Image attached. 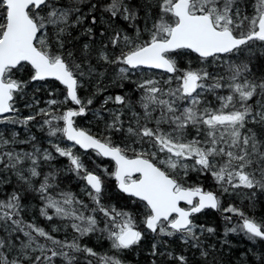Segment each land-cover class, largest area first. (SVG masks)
<instances>
[{
	"label": "snow or ice",
	"instance_id": "obj_1",
	"mask_svg": "<svg viewBox=\"0 0 264 264\" xmlns=\"http://www.w3.org/2000/svg\"><path fill=\"white\" fill-rule=\"evenodd\" d=\"M41 89L55 97L44 106ZM0 124V186H11L0 264H127L121 254L149 238L147 264H232L208 239L216 229L197 222L206 209L236 214L225 234L253 242L241 264H264V215L221 202L264 193V0H0ZM61 171L88 200L55 191ZM109 179L124 205L106 195ZM36 197L51 230L25 218Z\"/></svg>",
	"mask_w": 264,
	"mask_h": 264
},
{
	"label": "trees",
	"instance_id": "obj_2",
	"mask_svg": "<svg viewBox=\"0 0 264 264\" xmlns=\"http://www.w3.org/2000/svg\"><path fill=\"white\" fill-rule=\"evenodd\" d=\"M106 83V82H105ZM107 86V85H106ZM31 89H29V94L31 95ZM115 91H120L119 88H113L111 86H108V92L113 93ZM107 94V93H105ZM37 98L41 101L40 106H44L45 101L51 98L55 97H49L46 92L41 89L40 92L36 93ZM20 109L24 114H30L31 109L24 108L23 104L20 105ZM86 120V119H85ZM81 121L82 124L88 125V122ZM96 125V121L93 123ZM22 129H24V126L21 125H16L15 130L18 131L20 134L22 132ZM99 129H103V122L101 121L99 123ZM12 129L10 128L9 131ZM98 129L97 127H92V131L96 132ZM0 131H3V125L0 124ZM47 147L49 145L46 143ZM18 147V144L15 146ZM31 147V146H30ZM31 150V148L27 149ZM52 150V149H50ZM53 155L55 156V160L52 161V165L54 168H59L63 169L67 166V158L65 157H60L58 154H56L53 150ZM93 157L94 154H90L88 156H85V162L88 164L89 168L93 167ZM105 163L107 164L109 161L108 160H103L98 161L97 163ZM43 170L49 171L51 170L47 166H43ZM195 176H193L194 179ZM204 179H210L207 177H202ZM13 180V183H15V177L11 178ZM60 183V188L56 189V192H59L61 189L66 190V191H71L75 193L77 196H79L82 199L88 200V197L81 191V182L73 178V174L71 173H65L61 171L59 173L58 177ZM195 180V179H194ZM211 180V179H210ZM108 183V189L106 195L109 197H112V203H115L118 207L122 206L125 204L124 199H116V189L114 187L115 182L114 179H109L107 181ZM206 183V182H202ZM10 185H2L0 186V198H3L5 195V192L7 190H10ZM250 199L256 201V206L255 209H252L250 206ZM232 203H229L227 201L226 196H223L221 198V202L224 208H227L228 204H234L237 207L243 208L246 212H248L250 215L253 214V211L255 212L257 218H259L261 215H264V193H261L260 190L255 191V196H253V193L251 190L248 189H239L237 190L236 193H234V197L231 200ZM29 204V208L25 213V218L26 219H32L33 216L36 217V222L40 224L41 226L45 227L47 230H51L52 224L57 223V220L54 219L53 221L49 222L46 220V218L40 216L39 214V207H40V201L38 197L27 200L26 201ZM232 220L234 221V225L238 223V220L235 217H233L231 220L226 219L225 212L222 210H219L218 212H214L212 210L205 211L203 215H197V222L198 223H206L208 225L213 226L216 229V232L214 235L213 240H210L211 236L208 238L212 243L216 244V247L218 249H222L224 253V257L226 260H230L232 264H241L242 257L241 253L247 252L248 249L253 248V242L247 239L242 233H239L240 237L243 239H240L241 242H237L232 239L231 236L225 234V228H231V223ZM229 233V232H228ZM56 235H59L63 237L66 233L61 231L59 233H54ZM71 230L67 232V235L69 238L71 237ZM164 239H168L169 243L172 244L177 251L182 250V245L179 242L178 239H173V238H167L165 237ZM83 243H87L89 246L94 247L98 252H105L109 250V242L107 239H98L97 236H90V237H85L83 238ZM151 240L145 239L142 241L141 245L139 248H133L131 250H128L124 253H122L123 259L127 262V264H147V261L152 259L151 256L148 255V249L150 246ZM111 254V253H109Z\"/></svg>",
	"mask_w": 264,
	"mask_h": 264
},
{
	"label": "bare ground",
	"instance_id": "obj_3",
	"mask_svg": "<svg viewBox=\"0 0 264 264\" xmlns=\"http://www.w3.org/2000/svg\"><path fill=\"white\" fill-rule=\"evenodd\" d=\"M98 102H99V101H97V103H98ZM90 119H91V117L88 116V117L86 118L85 122H88V120H90ZM93 123H94V121H93ZM92 127H95V125L93 124ZM31 133L34 134V135H36V137H37V141L42 145V147L47 148V145H46L47 141L44 139V137L46 136V129H45L44 132H41L38 128H36V127H32V128H31ZM27 137H28V130H26V129L24 128V129H22V132H21V134H20V139H21V140H24V139H27ZM30 146H31V144H21V143H18V147H17V148H23V149L27 150V149L31 148ZM194 179H197V178L194 177ZM200 180H201V182H206V183H205V186H206V187H208L209 185H213V182H212L210 179H204V178L201 177ZM213 186H214V185H213ZM224 196H226L227 201H229V203H232L231 200H232L233 197H234V193H231V194H225ZM225 216H226V217H232V218H233V217L236 216V214L231 213V212L229 211V212H225ZM233 222H234V221L232 220V223H231V226H232V227L234 226V223H233ZM239 233H242V234H243V232H239V231H237V232H229V233H227V235L231 236L233 240H235V241H237V242H241L240 239H242V238L240 237ZM243 235H244V234H243ZM244 236H245V235H244ZM245 237H246V236H245ZM213 238H214V236H211L210 240H213ZM246 238H247V237H246ZM247 239H248V238H247ZM242 240H243V239H242Z\"/></svg>",
	"mask_w": 264,
	"mask_h": 264
},
{
	"label": "water",
	"instance_id": "obj_4",
	"mask_svg": "<svg viewBox=\"0 0 264 264\" xmlns=\"http://www.w3.org/2000/svg\"><path fill=\"white\" fill-rule=\"evenodd\" d=\"M160 71H162V70H160ZM104 159H109V158H104ZM215 210V209H214ZM215 211H217V210H215Z\"/></svg>",
	"mask_w": 264,
	"mask_h": 264
}]
</instances>
